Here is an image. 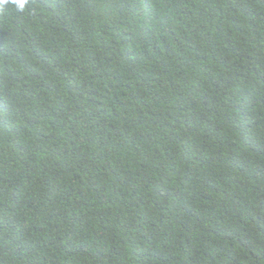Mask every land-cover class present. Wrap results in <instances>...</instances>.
Listing matches in <instances>:
<instances>
[{
  "label": "trees",
  "instance_id": "trees-1",
  "mask_svg": "<svg viewBox=\"0 0 264 264\" xmlns=\"http://www.w3.org/2000/svg\"><path fill=\"white\" fill-rule=\"evenodd\" d=\"M0 264H264V0H0Z\"/></svg>",
  "mask_w": 264,
  "mask_h": 264
},
{
  "label": "snow or ice",
  "instance_id": "snow-or-ice-1",
  "mask_svg": "<svg viewBox=\"0 0 264 264\" xmlns=\"http://www.w3.org/2000/svg\"><path fill=\"white\" fill-rule=\"evenodd\" d=\"M21 3H22V0H21Z\"/></svg>",
  "mask_w": 264,
  "mask_h": 264
}]
</instances>
